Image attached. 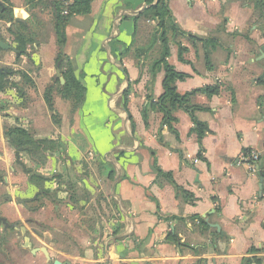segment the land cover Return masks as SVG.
Masks as SVG:
<instances>
[{"label": "crops", "instance_id": "obj_1", "mask_svg": "<svg viewBox=\"0 0 264 264\" xmlns=\"http://www.w3.org/2000/svg\"><path fill=\"white\" fill-rule=\"evenodd\" d=\"M50 1L7 0L33 38L23 53L0 22L17 51L0 49V264H264L261 0H168L184 35L163 61L157 0H92L62 45ZM164 63L201 139L184 107L159 105ZM14 128L55 150H18L21 166Z\"/></svg>", "mask_w": 264, "mask_h": 264}, {"label": "trees", "instance_id": "obj_2", "mask_svg": "<svg viewBox=\"0 0 264 264\" xmlns=\"http://www.w3.org/2000/svg\"><path fill=\"white\" fill-rule=\"evenodd\" d=\"M32 3L33 0H28ZM168 0H157L156 4L150 6L147 11L150 13V17L157 22L159 29L161 30V44H162V56H167L168 53V36L173 38L177 35H184L180 31L177 24L175 23L174 18L171 15V12L167 5ZM2 2V3H1ZM0 2V22L8 24V32L13 36V43L17 51L23 53L28 45L33 42V38L28 28L23 23H16L14 27L13 23V13L12 7L7 3V0H1ZM92 0H72L70 4L65 5L63 0H51L49 3L43 2L44 5L52 8V15L55 22V31L58 38L59 45L63 43V29L68 22V20L77 15H85L90 11V4ZM259 12L260 16L264 21V0H261L259 3ZM165 78L163 81V86L165 93L160 98L159 105L163 107V111H166L169 106L171 107H184L183 110L189 114L190 120L194 126L193 132H195L199 139H201L205 133L208 132V129L205 124L198 122L193 116L195 111L193 108L186 106L188 95L179 96L175 93V89L171 87L176 80H181L184 78L183 75L176 73L172 67L164 63ZM66 86L65 94L71 97L69 89L71 88V77L70 74H66ZM69 93H68V92ZM208 94L216 93L214 88H206L205 90ZM74 94V93H73ZM170 101V102H169ZM169 102V104H168ZM77 104V103H76ZM74 104V105H76ZM167 104V106H166ZM9 138V144L15 149L19 150L26 154V156L33 160L34 162H39L40 159L36 157L37 154L42 155L46 150L53 151L55 146L51 141H38L32 139L26 131L20 128H14L7 132ZM247 153V151H244ZM38 179L37 181H44L43 177H34ZM42 195H47L48 191L42 189Z\"/></svg>", "mask_w": 264, "mask_h": 264}, {"label": "built area", "instance_id": "obj_3", "mask_svg": "<svg viewBox=\"0 0 264 264\" xmlns=\"http://www.w3.org/2000/svg\"><path fill=\"white\" fill-rule=\"evenodd\" d=\"M64 4H68V0H63ZM70 1V0H69ZM239 161L246 166L250 173L255 174L259 170V155L254 152H242L239 155ZM264 174V171H263Z\"/></svg>", "mask_w": 264, "mask_h": 264}, {"label": "water", "instance_id": "obj_4", "mask_svg": "<svg viewBox=\"0 0 264 264\" xmlns=\"http://www.w3.org/2000/svg\"><path fill=\"white\" fill-rule=\"evenodd\" d=\"M0 49H1V50H10V51H12V52H14V53L17 52L14 48L9 47L7 44H5V43L2 42V41H0ZM261 53H262V55L260 56V58L258 59V61H263V62H264V47H261ZM261 76L264 78V67H263V72H262V75H261ZM15 155H16L17 163L20 164V165L22 166V163L19 161V152H18V150H17V152H16ZM34 175H35V173H34ZM20 203H21V204H24L25 201H20ZM42 252H44L45 255L47 256V258L49 259V257H48V255L46 254V252H45L44 250H42ZM52 264H62V263H60V262H58V261H53Z\"/></svg>", "mask_w": 264, "mask_h": 264}]
</instances>
